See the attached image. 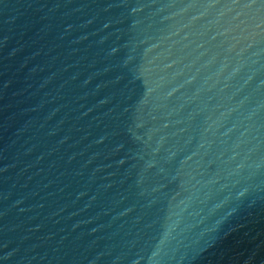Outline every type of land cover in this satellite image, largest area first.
Masks as SVG:
<instances>
[{
    "label": "water",
    "instance_id": "water-1",
    "mask_svg": "<svg viewBox=\"0 0 264 264\" xmlns=\"http://www.w3.org/2000/svg\"><path fill=\"white\" fill-rule=\"evenodd\" d=\"M0 264H264V0H0Z\"/></svg>",
    "mask_w": 264,
    "mask_h": 264
}]
</instances>
